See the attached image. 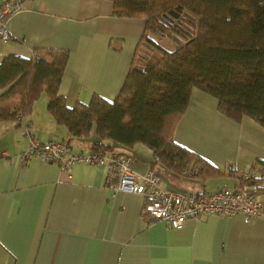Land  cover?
Returning <instances> with one entry per match:
<instances>
[{
    "label": "crops",
    "instance_id": "1",
    "mask_svg": "<svg viewBox=\"0 0 264 264\" xmlns=\"http://www.w3.org/2000/svg\"><path fill=\"white\" fill-rule=\"evenodd\" d=\"M113 11L112 0H29L7 20L10 39H0V61L66 52L57 88L66 105H87L94 95L112 101L145 27L144 18ZM48 102L42 92L29 115L0 120V264H264V217L208 215L187 219L181 229L147 223L143 196L106 188L102 165L75 163L67 174L37 158L22 162L25 129L41 141H68L76 153L92 150L95 129L87 138H70ZM217 105L192 88L173 130V141L209 167L202 177L172 171L142 143L113 148L129 155L137 172L154 169L168 189L241 185L238 172L253 164L264 169V128L249 117L235 121Z\"/></svg>",
    "mask_w": 264,
    "mask_h": 264
},
{
    "label": "trees",
    "instance_id": "2",
    "mask_svg": "<svg viewBox=\"0 0 264 264\" xmlns=\"http://www.w3.org/2000/svg\"><path fill=\"white\" fill-rule=\"evenodd\" d=\"M112 1L114 15L145 20L116 98L94 95L87 105L68 107L57 92L66 52L8 55L0 61V120L29 115L45 92L70 138H87L93 127V150L142 143L179 174L199 165V177L207 164L173 141L192 88L215 97L223 115L264 128V0ZM253 182L264 183V175L241 185Z\"/></svg>",
    "mask_w": 264,
    "mask_h": 264
},
{
    "label": "built area",
    "instance_id": "3",
    "mask_svg": "<svg viewBox=\"0 0 264 264\" xmlns=\"http://www.w3.org/2000/svg\"><path fill=\"white\" fill-rule=\"evenodd\" d=\"M29 0H3L0 2V39H10L7 27L8 18L27 6ZM28 148L20 154L22 162L37 158L45 163L56 164L61 171L70 174L75 163L102 165L106 169L105 186L108 189L141 194L144 198L142 215L148 216L147 223L162 220L174 229H181L187 219L199 220L203 216L219 215L233 218L239 216L244 222L264 217V183L251 185L223 186L206 192L168 189L161 185V177L152 168L137 172L132 168L129 155L119 151L90 150L76 153L71 145L63 140L41 141L27 129ZM157 159V156H155ZM200 166L184 167L181 175H197ZM241 182L252 181L264 175V169L256 164L238 172Z\"/></svg>",
    "mask_w": 264,
    "mask_h": 264
},
{
    "label": "rangeland",
    "instance_id": "4",
    "mask_svg": "<svg viewBox=\"0 0 264 264\" xmlns=\"http://www.w3.org/2000/svg\"><path fill=\"white\" fill-rule=\"evenodd\" d=\"M247 126V125H246ZM245 125H244V127H246Z\"/></svg>",
    "mask_w": 264,
    "mask_h": 264
}]
</instances>
